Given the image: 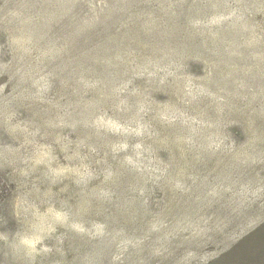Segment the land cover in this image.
Returning a JSON list of instances; mask_svg holds the SVG:
<instances>
[{
    "label": "rangeland",
    "instance_id": "obj_1",
    "mask_svg": "<svg viewBox=\"0 0 264 264\" xmlns=\"http://www.w3.org/2000/svg\"><path fill=\"white\" fill-rule=\"evenodd\" d=\"M0 189V264H264V0H0Z\"/></svg>",
    "mask_w": 264,
    "mask_h": 264
},
{
    "label": "trees",
    "instance_id": "obj_2",
    "mask_svg": "<svg viewBox=\"0 0 264 264\" xmlns=\"http://www.w3.org/2000/svg\"><path fill=\"white\" fill-rule=\"evenodd\" d=\"M4 187V185H2ZM4 189H0V194L1 192L3 191ZM261 255V254H256V255H252L251 257L253 258V261L250 262V263H245V264H255V262L258 260V256ZM218 261L220 262V260L218 259ZM214 262L212 261V264Z\"/></svg>",
    "mask_w": 264,
    "mask_h": 264
}]
</instances>
